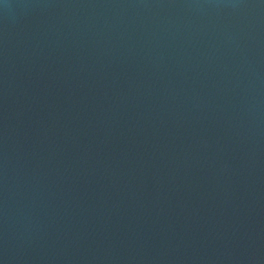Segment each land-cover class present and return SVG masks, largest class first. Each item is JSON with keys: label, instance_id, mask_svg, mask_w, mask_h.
I'll return each mask as SVG.
<instances>
[{"label": "water", "instance_id": "obj_1", "mask_svg": "<svg viewBox=\"0 0 264 264\" xmlns=\"http://www.w3.org/2000/svg\"><path fill=\"white\" fill-rule=\"evenodd\" d=\"M0 264H264V0H0Z\"/></svg>", "mask_w": 264, "mask_h": 264}]
</instances>
